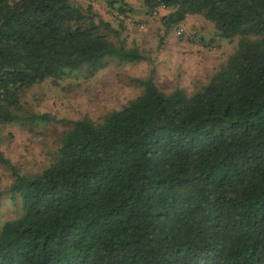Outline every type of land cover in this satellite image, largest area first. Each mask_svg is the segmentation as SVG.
I'll return each mask as SVG.
<instances>
[{
  "label": "trees",
  "instance_id": "16d2710c",
  "mask_svg": "<svg viewBox=\"0 0 264 264\" xmlns=\"http://www.w3.org/2000/svg\"><path fill=\"white\" fill-rule=\"evenodd\" d=\"M142 7L168 10L166 29L203 17L237 48L201 91L166 94L149 76L99 122H71L37 174L0 158L21 210L0 230V264H264V0ZM111 59L142 56L91 5L0 0V128L46 118L23 114L26 89L75 71L92 77Z\"/></svg>",
  "mask_w": 264,
  "mask_h": 264
},
{
  "label": "rangeland",
  "instance_id": "374dc122",
  "mask_svg": "<svg viewBox=\"0 0 264 264\" xmlns=\"http://www.w3.org/2000/svg\"><path fill=\"white\" fill-rule=\"evenodd\" d=\"M112 23L120 31L127 49L142 56L138 62L108 60L92 77L82 71L69 73L54 82L49 79L26 89L21 98L24 115H44L42 121H21L0 128V158L21 175L39 173L56 159L63 132L71 122L102 117L119 110L142 92L137 81L149 76L166 94L181 89L190 95L201 91L209 77L224 65L236 50L238 37L218 38L213 25L200 16L187 17L166 29L161 18L168 10L141 12L142 0H124L136 12L119 15L106 0H75ZM123 27H119V23ZM13 181L11 168L0 162V230L16 219L20 203L9 194Z\"/></svg>",
  "mask_w": 264,
  "mask_h": 264
}]
</instances>
